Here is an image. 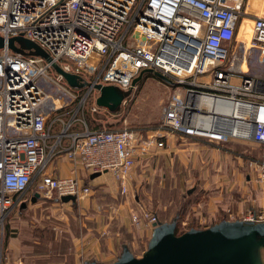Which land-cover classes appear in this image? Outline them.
I'll return each mask as SVG.
<instances>
[{"label": "built area", "instance_id": "2783aa9c", "mask_svg": "<svg viewBox=\"0 0 264 264\" xmlns=\"http://www.w3.org/2000/svg\"><path fill=\"white\" fill-rule=\"evenodd\" d=\"M244 17L252 18L248 44L237 40ZM134 33L143 43L133 39ZM17 36L34 42L50 61L8 48L7 40ZM0 37L5 40L0 48L1 237L5 219L30 202L28 196L54 194L78 201L90 194V184L78 173L57 176L49 171L59 153L72 170L109 173L121 194L128 192L146 145L170 150L171 138L218 147L253 142L264 153V77L231 67L238 49L264 63V13L249 10L248 0H0ZM53 63L89 85H69ZM149 73L160 74L169 84L158 136L142 138L126 126L89 129L76 118L93 91L97 95L90 110L101 108L94 85L125 92L134 87V78ZM46 82L71 103L78 100V91L86 90L69 121L62 116L70 112L63 111L70 103L58 99L59 105L53 101L47 109L51 97L43 89ZM50 114L54 116L47 123ZM76 124L83 128L73 129ZM244 220L260 222L264 214L250 212ZM133 221H139L137 214ZM154 223L157 218L150 214L152 228Z\"/></svg>", "mask_w": 264, "mask_h": 264}, {"label": "rangeland", "instance_id": "374dc122", "mask_svg": "<svg viewBox=\"0 0 264 264\" xmlns=\"http://www.w3.org/2000/svg\"><path fill=\"white\" fill-rule=\"evenodd\" d=\"M237 40H243L240 34ZM241 50L238 49L232 60L236 66L231 67L238 70L245 63L246 71L251 75L264 77V63H259L256 55L246 58ZM17 51L34 54L26 48L25 40L17 41ZM168 85L154 73L142 75L118 111L101 107L97 112H91V100L97 95L93 91L76 118L84 120L89 129L111 130L126 126L139 131L142 138L146 134L158 136ZM42 86L51 97L46 104L48 110L53 101L57 105L60 101L70 103L63 110L70 111L62 116L65 122L69 121L86 91H78V100L71 103L54 84L46 82ZM53 116L49 115L47 123ZM82 128V124L73 127ZM169 142L173 147L170 150L146 145L148 149L136 161L125 194L120 193L117 183L107 173L94 180L90 194L78 201L64 203L53 194L51 198L36 197L29 209L15 214L17 208L4 221L0 262L90 264V260L97 257L94 254L97 250L103 253L100 259L111 262L120 255L122 244H126L134 256L140 257L152 232L150 214L156 216L157 222H170L176 218L177 233L192 227L207 228L222 219L244 220L250 212L264 214V206H251V198L255 199L257 193L253 188L259 180L256 175L260 173L257 163L261 166L264 162L259 145L230 142L218 147L204 140L176 142L174 138ZM33 196L27 198L31 201ZM241 201L244 203L239 208ZM134 214L138 215L139 221H133ZM10 236L17 237L16 242L23 240L30 246L25 249L27 252H20L13 259L8 256L5 246ZM110 242L111 250L108 248Z\"/></svg>", "mask_w": 264, "mask_h": 264}, {"label": "water", "instance_id": "95a60500", "mask_svg": "<svg viewBox=\"0 0 264 264\" xmlns=\"http://www.w3.org/2000/svg\"><path fill=\"white\" fill-rule=\"evenodd\" d=\"M133 39L143 43V38L138 33L133 34ZM25 40L26 48L33 50V55H39L50 61L49 55L38 47L34 42L23 39L20 36L11 37L7 40L6 46L14 51L17 50L15 43ZM5 46V40L0 37V48ZM53 68L61 74L67 83L75 87L89 85L81 78L62 70L56 63ZM164 80L160 74H155ZM141 78V74L133 79L134 86ZM99 91L96 104L108 108L111 111H118L121 101L129 91H121L112 85H94ZM95 172L91 178L99 175ZM191 191V190H189ZM39 197L35 193L31 202ZM73 196H62L61 201H74ZM26 203L20 204L25 207ZM176 218L170 222L153 224L150 239L146 249L140 257L134 256L128 246L124 244L117 259L109 264H264V220L254 222L252 220H227L212 224L203 229L189 228L181 234H176ZM90 264H105L91 261Z\"/></svg>", "mask_w": 264, "mask_h": 264}, {"label": "crops", "instance_id": "0c3cea01", "mask_svg": "<svg viewBox=\"0 0 264 264\" xmlns=\"http://www.w3.org/2000/svg\"><path fill=\"white\" fill-rule=\"evenodd\" d=\"M252 3V6H251ZM255 4V6H253ZM263 4H264V0H248V7L249 10H251L252 12H255L256 14H263L264 13V9H263ZM244 22L243 24H248L250 20H252L250 17H244L243 18ZM240 37H242V41L245 42L246 44L248 43L247 40V36H246V32L245 30H240ZM258 61V60H257ZM244 67V70H247L245 67V63L243 65H241ZM245 145H257L256 143L253 142H247ZM258 165V172L260 171V173H258L256 176L258 177L259 180H256L255 184V188L257 190V193L255 195V199L251 198L253 201V204H251L252 207L257 206V207H263L264 206V178L261 177V172L264 170V162L261 164V166H259V163H257ZM74 169L72 170L71 164L69 163L68 159L66 158L65 154L63 153H59L55 159L53 160L52 165L49 167V171L51 173H54L57 176H69V175H73L76 173H78V176L81 177V181L83 183H89L90 187H91V183L96 180V179H101L103 176L105 177L106 173H101L97 176H95L94 178H91L90 175H87L86 172L78 169ZM102 175V176H101ZM262 178V179H261ZM115 181V180H114ZM92 190V189H91ZM41 196H39L40 198ZM84 198V197H83ZM245 201V200H244ZM244 201H241V204L238 203V207L240 208L241 205L244 203ZM65 203V202H64ZM85 203V201H84ZM31 201L26 203L25 207H19V209L16 211L15 214H17L20 210H25V209H29L30 206H32ZM11 223V222H10ZM16 238L17 237H12L10 236L6 242V246H5V252H7L8 256L11 255L12 259L18 257V254L20 252L26 251L25 250L28 246L27 244H25L23 242V240H21L20 242H16ZM36 242V241H35ZM2 243V242H1ZM37 243V242H36ZM36 248V247H35ZM108 248H110V250L112 249V243L110 242ZM37 249V248H36ZM35 253H37V251H35ZM0 254H2V244H0ZM97 257L92 259V260H98L102 263L105 264H109L111 262H113L114 260H112L111 262H106L103 261L102 258L103 257V253H100L98 250L97 252L94 253ZM16 256V257H15ZM90 260V261H92ZM0 264H2V262H0Z\"/></svg>", "mask_w": 264, "mask_h": 264}, {"label": "bare ground", "instance_id": "6f19581e", "mask_svg": "<svg viewBox=\"0 0 264 264\" xmlns=\"http://www.w3.org/2000/svg\"><path fill=\"white\" fill-rule=\"evenodd\" d=\"M252 19V18H251ZM244 20V19H243ZM242 20V23H241V27L239 28V32H238V34H240V30H245V32H246V38H247V40H248V43H249V41H250V38H251V35H252V20H250L249 21V23L248 24H243V21ZM237 34V35H238ZM247 43V44H248ZM242 67V69L244 70V67L243 66H241Z\"/></svg>", "mask_w": 264, "mask_h": 264}, {"label": "trees", "instance_id": "16d2710c", "mask_svg": "<svg viewBox=\"0 0 264 264\" xmlns=\"http://www.w3.org/2000/svg\"><path fill=\"white\" fill-rule=\"evenodd\" d=\"M225 145H228V143L225 144ZM183 232H184V231H183ZM175 233H176V234H181L182 232H181V233H177V230L175 229ZM123 245H124V244H122V246H123ZM122 246H121V251H122ZM96 262H98V261H96Z\"/></svg>", "mask_w": 264, "mask_h": 264}]
</instances>
